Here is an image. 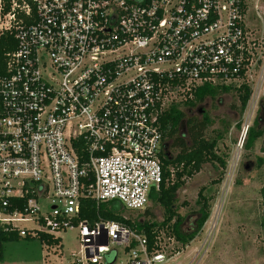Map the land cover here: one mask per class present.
<instances>
[{
    "label": "built area",
    "instance_id": "built-area-1",
    "mask_svg": "<svg viewBox=\"0 0 264 264\" xmlns=\"http://www.w3.org/2000/svg\"><path fill=\"white\" fill-rule=\"evenodd\" d=\"M0 31L16 41L0 77V228L75 231L66 264H115L116 247L124 264H163L162 239L148 253L122 225L80 220L81 202L143 211L168 107L205 84L264 82L243 0H0Z\"/></svg>",
    "mask_w": 264,
    "mask_h": 264
},
{
    "label": "rangeland",
    "instance_id": "rangeland-1",
    "mask_svg": "<svg viewBox=\"0 0 264 264\" xmlns=\"http://www.w3.org/2000/svg\"><path fill=\"white\" fill-rule=\"evenodd\" d=\"M243 2L246 28L254 39H264V0ZM250 89L251 97L241 117L233 109L237 104L234 91L213 101L205 100L194 108L180 105L186 117L200 119L205 112L211 119L205 138L220 136L216 153L225 160L226 168L219 184L213 181L220 172L208 164L198 174L184 180L175 196L176 213L183 220L182 233L188 235L196 229L193 223L198 216L194 214L198 210L197 194L202 188L208 199L209 216L200 232L183 248L168 237H161L166 255L163 264H264V135L256 139L249 150L243 147L245 137L242 140L248 128L257 127L258 132L264 129V82L257 89L256 86ZM198 109L204 112L198 114ZM164 144L167 156L173 157L175 152ZM146 209L153 214L154 221H161L162 211L158 206L148 202ZM122 216L131 221L146 218L142 211L126 208L122 209ZM26 226L32 227L31 224ZM75 236L76 232L69 230L58 234L60 244L52 248H46L37 239L19 238L4 244L0 264L70 263V254L79 249ZM115 249L118 255L115 264H124L126 256L122 248Z\"/></svg>",
    "mask_w": 264,
    "mask_h": 264
},
{
    "label": "trees",
    "instance_id": "trees-1",
    "mask_svg": "<svg viewBox=\"0 0 264 264\" xmlns=\"http://www.w3.org/2000/svg\"><path fill=\"white\" fill-rule=\"evenodd\" d=\"M7 1V0H4ZM9 10V3H5L3 13ZM16 49V41L11 31H0V77L5 74V56ZM234 91L237 104L233 109L241 117L246 110L251 97V89L245 84L235 86H210L203 85L196 88L192 99L183 103V106L194 108L205 100H215L223 94ZM160 124L163 130V140L167 143L169 150L174 151L172 156L162 158V181L158 191L149 194V202L158 206L162 211L160 222L154 221V216L148 209L142 211L147 218L141 221H131L122 216V206L116 202L99 203L93 201L81 202L80 220H86L93 224L98 221L114 222L130 229L134 234L146 239L147 252L159 250L155 246L156 239L165 236L172 239L181 247H185L191 242L196 234L200 232L203 224L209 216L208 199L203 195L204 189H200L197 194L198 210L194 216H198L196 229L191 234H184L181 231L182 218L176 213L175 196L185 179H190L198 174L203 166L211 165L216 171H219V177L213 181V184H219L222 181L223 171L226 168V162L216 153V143L220 136L217 134L212 139L205 138L206 132L211 125V119L204 114L200 119H190L181 111L180 105L172 104L163 113L160 118ZM184 124V129L182 126ZM184 131V133H181ZM264 135V129L258 132L257 127L248 128L243 143L245 150H249L253 142ZM19 238L37 239L46 248L57 247L60 244V238L39 233L35 237H20L17 230H5L0 228V262L3 260L4 244L17 241ZM133 246V245H132ZM114 258V252L105 256V264H111Z\"/></svg>",
    "mask_w": 264,
    "mask_h": 264
},
{
    "label": "flooded vegetation",
    "instance_id": "flooded-vegetation-1",
    "mask_svg": "<svg viewBox=\"0 0 264 264\" xmlns=\"http://www.w3.org/2000/svg\"><path fill=\"white\" fill-rule=\"evenodd\" d=\"M203 112H204V111H203V110L201 111L200 109H198V110L196 111V113H198V114H202ZM204 113H205V112H204ZM204 113H203L201 116H203ZM188 118H190V119H195L196 117H194V116H190V117H188ZM196 221H197V219H195V221H194V223H193V229L196 228V226H195Z\"/></svg>",
    "mask_w": 264,
    "mask_h": 264
},
{
    "label": "water",
    "instance_id": "water-1",
    "mask_svg": "<svg viewBox=\"0 0 264 264\" xmlns=\"http://www.w3.org/2000/svg\"><path fill=\"white\" fill-rule=\"evenodd\" d=\"M183 128H182V130L184 129V124H183V126H182ZM181 133H184V131H181ZM245 136L243 135V137H242V140H243V138H244ZM165 148H166V145H165ZM165 156H167V154L165 153Z\"/></svg>",
    "mask_w": 264,
    "mask_h": 264
},
{
    "label": "crops",
    "instance_id": "crops-1",
    "mask_svg": "<svg viewBox=\"0 0 264 264\" xmlns=\"http://www.w3.org/2000/svg\"><path fill=\"white\" fill-rule=\"evenodd\" d=\"M257 9H258V6H257ZM259 9L261 10V8L259 7ZM244 10H245V13H246V5L244 4Z\"/></svg>",
    "mask_w": 264,
    "mask_h": 264
}]
</instances>
